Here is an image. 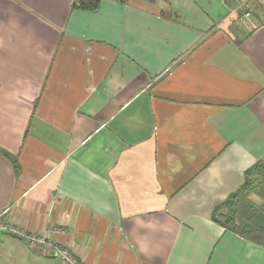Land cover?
I'll return each instance as SVG.
<instances>
[{
	"label": "crops",
	"instance_id": "1",
	"mask_svg": "<svg viewBox=\"0 0 264 264\" xmlns=\"http://www.w3.org/2000/svg\"><path fill=\"white\" fill-rule=\"evenodd\" d=\"M73 1L0 0L1 219L83 264H264L212 217L264 163V21L247 33L239 0ZM2 240L0 264H59Z\"/></svg>",
	"mask_w": 264,
	"mask_h": 264
},
{
	"label": "trees",
	"instance_id": "2",
	"mask_svg": "<svg viewBox=\"0 0 264 264\" xmlns=\"http://www.w3.org/2000/svg\"><path fill=\"white\" fill-rule=\"evenodd\" d=\"M100 0H74L72 7L85 11L97 9ZM16 172L18 165L14 160ZM252 196L260 198L255 203ZM213 221L225 230L245 238L249 242L264 246V163L258 161L244 172L243 184L212 214Z\"/></svg>",
	"mask_w": 264,
	"mask_h": 264
},
{
	"label": "built area",
	"instance_id": "3",
	"mask_svg": "<svg viewBox=\"0 0 264 264\" xmlns=\"http://www.w3.org/2000/svg\"><path fill=\"white\" fill-rule=\"evenodd\" d=\"M254 0H239L238 8L241 10V23L243 29L247 33H252L258 30L261 24L252 17V2ZM50 230L54 232H64L65 227H52ZM9 234L21 242L28 248L40 249L46 255L58 260L59 264H83L72 252L66 247L61 246L56 241L48 238L45 234L30 233L25 231L22 227L8 223L0 217V259L1 249L4 246L2 236Z\"/></svg>",
	"mask_w": 264,
	"mask_h": 264
},
{
	"label": "rangeland",
	"instance_id": "4",
	"mask_svg": "<svg viewBox=\"0 0 264 264\" xmlns=\"http://www.w3.org/2000/svg\"><path fill=\"white\" fill-rule=\"evenodd\" d=\"M251 6L253 9L252 17L256 21H264V0H254ZM251 198L255 203H260V198L257 196H252Z\"/></svg>",
	"mask_w": 264,
	"mask_h": 264
}]
</instances>
